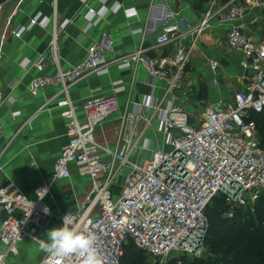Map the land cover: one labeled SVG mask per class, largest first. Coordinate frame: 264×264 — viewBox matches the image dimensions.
Returning <instances> with one entry per match:
<instances>
[{
	"label": "built area",
	"instance_id": "obj_1",
	"mask_svg": "<svg viewBox=\"0 0 264 264\" xmlns=\"http://www.w3.org/2000/svg\"><path fill=\"white\" fill-rule=\"evenodd\" d=\"M175 1L163 0L164 4ZM207 4L205 15L197 24H191L180 12L166 6L155 46L172 45V52L152 56L149 48L141 46L118 55L112 34L104 30L88 46L86 57L67 70L60 66L58 39L72 21L66 20L55 27L50 56L58 70L53 75L34 77L29 93L35 96L47 86H60L59 93L46 105L56 99V107L66 120L68 140L51 178L36 188L35 198L18 191L13 181L0 186V239L5 246L0 250V264H10L9 255L17 250L18 244L27 238L38 239V234L51 221L59 222L61 227L67 215L72 221L70 226L96 233L97 246L106 264H122L130 243L154 263L168 264L175 258L182 264V257L203 255L208 225L206 210L217 195L228 196L230 216L236 208L255 204L264 191V148L253 118L254 114L264 112V38L256 41L245 31L243 21L255 10L264 13V0H209ZM95 13L89 8V18ZM125 13L132 16L135 11L125 9ZM213 19L219 24H230L227 46L241 56L244 69L253 68L256 74L236 91L233 101H221L219 107L206 108L201 122L192 123L186 107L175 104L174 100L186 85L197 41ZM49 21L37 15L29 27L35 24L46 27ZM262 26L264 29V20ZM27 28H20L16 35L20 36ZM45 60V56L40 57L34 63L35 68L42 71ZM211 64L213 68L217 66L216 62ZM113 66L133 70L143 66L152 77L165 83L162 98L148 95L140 105L157 111L158 132L169 148L151 149L150 141L146 140L142 148L150 154L144 164L130 160L136 146L134 136L140 137L144 131H139V123H145L147 128L154 118H140V113L127 112L123 121L130 123L131 130L120 138L114 150L100 146L95 139L96 128L119 111L117 94L123 89L121 80L113 83L112 94H93L80 105L70 96V89L78 82L91 75L108 74ZM4 99L0 91V101ZM78 108L84 113L83 120L79 118ZM11 114L15 117L20 111ZM2 135L0 118V138ZM101 150L108 155L107 159ZM73 165L79 174L91 178L86 201L76 212L54 211L47 198L57 181L71 178ZM125 168L127 173L123 172ZM122 173L124 183L119 196H115L112 182ZM44 206H48L50 214L44 213ZM95 208L100 211L93 215ZM39 264H80V261L75 256L61 258L45 253Z\"/></svg>",
	"mask_w": 264,
	"mask_h": 264
},
{
	"label": "crops",
	"instance_id": "obj_2",
	"mask_svg": "<svg viewBox=\"0 0 264 264\" xmlns=\"http://www.w3.org/2000/svg\"><path fill=\"white\" fill-rule=\"evenodd\" d=\"M163 4V0H7L0 5V91L5 97L0 101V118L3 122L0 186L13 181L18 191L31 199L35 198L36 188L51 178L56 160L67 143L66 120L56 107V99L46 105L49 99L59 93L60 86H47L35 96L29 93L34 77L53 75L58 70L50 56V42L55 27H60L66 20L72 21L60 32L58 39L59 62L63 70L81 62L93 39L98 38L104 30L112 34L118 55L144 46L149 48L150 55L155 56L173 50L172 45L155 46L156 36L162 26L160 18L166 6L180 12L191 24H197L204 17L208 5L200 8L197 0H177ZM89 8L96 12L92 19L88 16ZM125 9L134 10L135 14L128 16ZM37 15L50 20L46 27L40 24L29 27L31 19ZM251 16L253 18L250 20L246 21L245 18L243 27L260 42L264 38V13L255 10L248 17ZM22 27L28 28L17 36L16 33ZM229 29L230 24L211 20L191 55L186 85L174 103L186 107L192 123L201 122L206 108L219 107L221 101H233L236 91L243 88L249 77L254 75L251 70L241 66V56L227 46ZM42 56L46 60L43 70L39 71L34 63ZM213 62L217 63L215 68L212 67ZM119 80L120 87H123L117 94L119 111L96 128L95 139L100 146L114 150L120 138L131 130L130 123L123 121L127 112L140 113V118H154L152 125L147 128L145 123H139V131H144L142 136H134L136 146L130 160L144 164L150 154L149 150L142 148L146 140L150 141L151 149L169 148L162 142V134L158 132L160 122L157 111L140 105L148 95L154 99L164 96L165 83L162 80L152 77L143 66L134 70L113 66L108 74L91 75L78 82L70 89V96L75 104L80 105L93 94H112L113 83ZM95 89L97 91L93 92ZM12 111H20V114L14 117ZM78 115L81 120L85 118L80 108ZM100 152L104 158H108L103 150ZM126 171L127 168L123 169L124 173ZM71 172V178L59 180L53 185L47 198L54 211L76 212L86 201L91 178L79 174L75 165L71 167ZM99 211V208H95L93 215ZM54 227H60L59 222L51 221L40 232L42 239H47V231ZM1 249H5V246L0 239ZM37 249L35 253L28 252L18 244L17 250L9 256V262L23 264L26 259L34 260L39 251Z\"/></svg>",
	"mask_w": 264,
	"mask_h": 264
},
{
	"label": "trees",
	"instance_id": "obj_3",
	"mask_svg": "<svg viewBox=\"0 0 264 264\" xmlns=\"http://www.w3.org/2000/svg\"><path fill=\"white\" fill-rule=\"evenodd\" d=\"M7 0H0V5ZM202 8L209 0H197ZM259 139L264 148V112L253 115ZM228 196L219 194L206 210L208 225L202 256L182 257V264H264V191L255 204L236 208L229 215ZM146 255L130 243L125 248L122 264H148ZM168 264H179L172 259Z\"/></svg>",
	"mask_w": 264,
	"mask_h": 264
},
{
	"label": "clouds",
	"instance_id": "obj_4",
	"mask_svg": "<svg viewBox=\"0 0 264 264\" xmlns=\"http://www.w3.org/2000/svg\"><path fill=\"white\" fill-rule=\"evenodd\" d=\"M43 211L50 214L48 206H44ZM71 223L67 215L61 227L47 231V239H36L39 250L52 257L75 256L80 264H106V258L97 246L96 233L91 230H79L78 227L70 226Z\"/></svg>",
	"mask_w": 264,
	"mask_h": 264
},
{
	"label": "rangeland",
	"instance_id": "obj_5",
	"mask_svg": "<svg viewBox=\"0 0 264 264\" xmlns=\"http://www.w3.org/2000/svg\"><path fill=\"white\" fill-rule=\"evenodd\" d=\"M125 173H127V172H125ZM124 179H125L124 174L123 175L119 174L114 179V181L112 182L113 187H114L113 189H114L115 196H119V194H120V185H122L124 183ZM40 234L41 233L38 234V239H42V236ZM19 245L22 246V248L25 251L32 252V253H35L38 250L37 248H39L38 241L34 240V239H31V238L25 239ZM11 254L12 253H10V255ZM44 255H45V253L39 250L38 253L35 255V259L34 260L28 261V259H26L23 264H39V262L42 260ZM146 262L148 264H158V263H154L149 257H147ZM12 263L13 262L11 261L10 264H12Z\"/></svg>",
	"mask_w": 264,
	"mask_h": 264
},
{
	"label": "water",
	"instance_id": "obj_6",
	"mask_svg": "<svg viewBox=\"0 0 264 264\" xmlns=\"http://www.w3.org/2000/svg\"><path fill=\"white\" fill-rule=\"evenodd\" d=\"M252 18H253V16L248 17V18H246V21H247V20H250V19H252ZM249 70H251L253 74H256V70H254L253 68H249ZM238 191H239V189L237 190V192H238ZM237 192H235L234 195H236ZM245 195H246V196H249V193L246 192Z\"/></svg>",
	"mask_w": 264,
	"mask_h": 264
}]
</instances>
